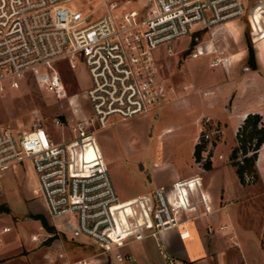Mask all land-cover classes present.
I'll return each instance as SVG.
<instances>
[{
	"label": "built area",
	"instance_id": "2783aa9c",
	"mask_svg": "<svg viewBox=\"0 0 264 264\" xmlns=\"http://www.w3.org/2000/svg\"><path fill=\"white\" fill-rule=\"evenodd\" d=\"M72 1L0 0V92L32 81L57 99L66 98L72 113L66 122L73 133L67 140L55 141L41 118L20 134L0 123V187L6 170L28 161L36 180L32 190L43 197L54 226L72 238H90L99 247L77 259H64L58 253L62 264H114L132 259L122 251L130 241L173 227H181L180 238L188 237L186 222L214 208L198 172L160 184L150 193L119 199L95 143V130L111 123L113 116L127 119L151 112L166 99L172 88L160 75L157 51L162 47L173 54V40L246 15L255 43L259 21L254 12L263 0L254 4L250 0H77L75 7ZM210 51L215 49L206 50ZM199 53L192 48L188 54ZM76 60L84 62L91 80L85 91L87 113L77 108L73 95L68 97L61 73V61L74 68ZM224 60L216 55L209 65ZM193 87L192 82L182 85L183 90ZM52 123L61 125L63 120L55 115ZM203 135L209 137L208 132ZM91 143L99 154L95 169L82 162ZM244 180L253 181V175L244 173ZM123 203L130 210L116 208ZM122 207L126 222L120 219ZM110 216L117 217L121 226L115 236L106 230L109 223L101 227ZM10 229L0 225V243ZM165 264H174V259L166 256Z\"/></svg>",
	"mask_w": 264,
	"mask_h": 264
},
{
	"label": "rangeland",
	"instance_id": "374dc122",
	"mask_svg": "<svg viewBox=\"0 0 264 264\" xmlns=\"http://www.w3.org/2000/svg\"><path fill=\"white\" fill-rule=\"evenodd\" d=\"M257 1L250 0V4ZM77 3V0L70 2L73 7ZM261 3L254 12L259 21V26L255 23V43L251 40V28L246 15L200 28L173 40V54H167L162 47L157 51L160 75L172 88L168 89L166 99L151 112L136 113L127 119L113 116L109 118L111 123L95 130V143L100 148L119 199L150 193L152 188L160 184H170L178 173L195 172L197 165L205 168L207 160H210L209 152L206 153L207 143L221 141L223 135L220 123L211 118L203 117L199 124L195 121V113L201 109L203 102L215 98L212 94L200 95L197 92L200 87L218 83L227 77V72L221 66L228 68L235 65L239 72L245 68L252 69L248 59L251 48L256 66L255 47L260 50L262 45L264 47V0ZM187 47L190 48L182 51ZM192 48L201 54L191 57L188 53ZM212 48L215 51L206 52ZM240 54V58L236 57ZM216 55L225 57L223 64L210 66V60ZM60 63L68 97L73 95V100L78 103L77 108L82 107V112L87 113L89 106L85 91L91 80L84 62L76 60L74 68H69L65 61ZM190 82L194 87L183 90L182 85ZM228 84L226 82L212 87L213 92L219 95L213 102L217 103V111H221L222 106L228 108L229 98L222 91L224 85ZM71 114L66 98L57 99L32 81L0 92V123L9 126L17 134L30 129L32 122L41 118L53 140H67L73 134L66 122V117ZM55 115L63 120L61 125L52 123ZM215 127L219 129L218 132H213ZM205 132L209 133L208 138L204 137ZM233 132V123L227 119L223 132L225 147L232 143ZM198 142L205 152L201 150L200 158L196 160L192 146ZM237 144L236 140L229 154L224 152V156L218 159L224 166L220 172L223 184H238L235 165L232 164V149ZM85 150L93 155V159L97 158L93 143L87 144ZM237 155V158L241 157L240 150ZM17 167L5 171L0 187V206L5 208L0 210V225L11 227L4 235L0 248V264H61L58 253H63L64 259H75L85 253L98 251V244L94 240L85 236L72 238L54 226L43 197L32 190L36 180L29 162L24 161ZM44 219L50 229L43 225ZM32 235L37 238L33 239Z\"/></svg>",
	"mask_w": 264,
	"mask_h": 264
},
{
	"label": "crops",
	"instance_id": "0c3cea01",
	"mask_svg": "<svg viewBox=\"0 0 264 264\" xmlns=\"http://www.w3.org/2000/svg\"><path fill=\"white\" fill-rule=\"evenodd\" d=\"M259 42L263 43V41ZM263 48V45L261 50L255 47L254 68H245L244 71L239 72L235 65H230L228 68L221 66L222 70L225 69L227 72V77L218 83L200 87L197 92L200 95L212 94L215 98L213 101L203 102L201 109L195 113V121L199 124L201 118H211L214 122L220 123L223 135L221 141L206 145V153L209 152L210 158L209 167L203 168L197 165L195 170L203 174V187L211 197L213 212L187 221L186 226L190 234L186 238L179 237L178 232L181 227H173L162 230L156 236L149 235L130 241L123 246L122 251L130 254L132 259L115 261L114 264H165L166 256L172 257L174 264H264V139L257 150L256 178L252 183L242 184L236 173L238 184H223L220 172L224 166L222 162H218V159L224 156V152L229 154L231 145L236 143V129L248 112H258L264 122ZM236 57L240 58L241 54ZM226 82L229 84L224 85L222 91L227 94L225 97L229 98V105L228 108L222 106V110L217 111V103L213 102L219 95L213 92L212 87ZM227 119L232 121L234 126L233 141L229 147H225L223 134ZM193 148L194 146L192 150ZM98 150L102 156L100 148ZM202 152H205L204 149ZM96 154V159H93V155L91 156L88 150H84L82 154V162L84 160L90 169L99 166V154L98 152ZM16 168L18 167L14 169ZM195 172L178 173L170 184ZM128 203L119 204L116 208L123 206L128 211L130 210ZM123 207L119 214L120 219L126 222ZM108 223L110 229L107 228V232L115 236V232L121 230L119 219L110 216V220L102 222L101 227ZM208 226L211 230H208ZM2 243L3 241L0 243V248ZM95 252L85 253L78 258L90 256ZM60 259L63 263L64 259Z\"/></svg>",
	"mask_w": 264,
	"mask_h": 264
},
{
	"label": "trees",
	"instance_id": "16d2710c",
	"mask_svg": "<svg viewBox=\"0 0 264 264\" xmlns=\"http://www.w3.org/2000/svg\"><path fill=\"white\" fill-rule=\"evenodd\" d=\"M249 61L253 68L254 65V53L252 48L249 49ZM238 144L232 149V158H234L232 164L235 165V172L241 183H244V173L253 175V181L256 178L255 159L257 156V150L260 147L264 139V122L261 119V114L258 112H248L243 121L239 124L235 133ZM202 147L198 143L194 146V156L198 160L200 158ZM241 151V161L237 158V151ZM248 151H251L248 153ZM209 160L205 164V168L209 167ZM247 183V182H245ZM5 209L0 206V210ZM43 225L50 229L46 220H43Z\"/></svg>",
	"mask_w": 264,
	"mask_h": 264
},
{
	"label": "bare ground",
	"instance_id": "6f19581e",
	"mask_svg": "<svg viewBox=\"0 0 264 264\" xmlns=\"http://www.w3.org/2000/svg\"><path fill=\"white\" fill-rule=\"evenodd\" d=\"M199 54H201V53H199ZM199 54H197L196 56H194V57H197ZM223 64V63H222Z\"/></svg>",
	"mask_w": 264,
	"mask_h": 264
}]
</instances>
